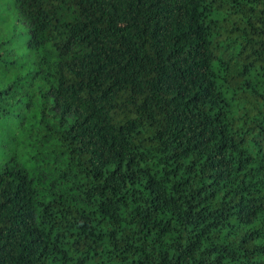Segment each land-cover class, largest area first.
Wrapping results in <instances>:
<instances>
[{
  "label": "trees",
  "instance_id": "trees-1",
  "mask_svg": "<svg viewBox=\"0 0 264 264\" xmlns=\"http://www.w3.org/2000/svg\"><path fill=\"white\" fill-rule=\"evenodd\" d=\"M0 264H264V0H0Z\"/></svg>",
  "mask_w": 264,
  "mask_h": 264
}]
</instances>
